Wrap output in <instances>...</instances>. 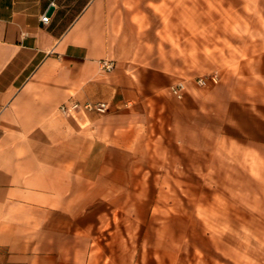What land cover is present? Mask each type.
I'll return each instance as SVG.
<instances>
[{
	"label": "crops",
	"instance_id": "obj_1",
	"mask_svg": "<svg viewBox=\"0 0 264 264\" xmlns=\"http://www.w3.org/2000/svg\"><path fill=\"white\" fill-rule=\"evenodd\" d=\"M238 1L0 0V264H264V0L244 35Z\"/></svg>",
	"mask_w": 264,
	"mask_h": 264
},
{
	"label": "rangeland",
	"instance_id": "obj_2",
	"mask_svg": "<svg viewBox=\"0 0 264 264\" xmlns=\"http://www.w3.org/2000/svg\"><path fill=\"white\" fill-rule=\"evenodd\" d=\"M221 3L222 4L225 3L226 6H227V9H228L229 6H233L234 4H238L239 1L238 0H194L195 8L197 7L200 10H201V6L202 5L206 6V9H207V6H209L210 9H215L217 7V5L221 4ZM253 3L256 4V0H241V4L243 5V10H241V12H239V13L242 15L241 20H242V32H243V35H244L245 30H246L247 24L249 22V18L253 14V13H251L249 11V8L247 6L250 5V4H253ZM245 5H246V7L244 9ZM200 10L196 14L201 15V11ZM209 14H210V19L211 20H215L216 19V17H217L216 13L212 12V10L209 12ZM233 18H234L233 11L232 12L227 11L226 12L227 27L229 26L228 22L233 21ZM201 30H202L201 28H199L197 30V33H196L197 37L201 33ZM199 40L201 41V38H199ZM196 47L201 49L202 45H200V44L199 45H195V48ZM194 63H195V67H196L195 69L198 71V73L196 75H194L195 77L192 80L194 83H195L196 79L199 78V77L208 78L211 75H215L213 72L210 73V72L202 71L201 69H202V65H205V64L215 65L216 61H209V60L208 61H204L202 59H197V60L194 61Z\"/></svg>",
	"mask_w": 264,
	"mask_h": 264
},
{
	"label": "built area",
	"instance_id": "obj_3",
	"mask_svg": "<svg viewBox=\"0 0 264 264\" xmlns=\"http://www.w3.org/2000/svg\"><path fill=\"white\" fill-rule=\"evenodd\" d=\"M49 18L44 16L41 18V22L43 24L48 23ZM99 68L103 72H110L114 68L113 61L110 60H101L99 61ZM196 85L205 87L209 84H216L217 83V76L211 75L208 78L205 77H199L195 81ZM185 84L184 83H176L170 88V93L176 97L177 99H181L183 93L185 92ZM106 105L104 103H98L95 105L85 104L82 106H79L77 104L71 105L69 108H66L62 106L60 110L62 112L70 111V110H83V111H93L96 113H104L106 111Z\"/></svg>",
	"mask_w": 264,
	"mask_h": 264
},
{
	"label": "water",
	"instance_id": "obj_4",
	"mask_svg": "<svg viewBox=\"0 0 264 264\" xmlns=\"http://www.w3.org/2000/svg\"><path fill=\"white\" fill-rule=\"evenodd\" d=\"M51 10H52L51 8L48 10V14H50Z\"/></svg>",
	"mask_w": 264,
	"mask_h": 264
}]
</instances>
